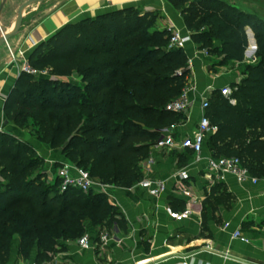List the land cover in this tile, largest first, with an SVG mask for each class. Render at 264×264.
I'll return each mask as SVG.
<instances>
[{"label":"trees","instance_id":"16d2710c","mask_svg":"<svg viewBox=\"0 0 264 264\" xmlns=\"http://www.w3.org/2000/svg\"><path fill=\"white\" fill-rule=\"evenodd\" d=\"M169 1L193 43L222 55L223 62H239L244 75L231 84L234 104L219 90L210 98L213 156L237 157L251 175L263 177L264 20L223 0ZM134 11L124 7L61 27L27 55L33 68L55 78L20 73L4 106L8 121L30 123L38 140L60 147L72 164L117 187L142 179L139 161L162 129L180 121L166 105L186 87L190 72L183 49H168L169 37L149 30L158 15ZM246 27L256 42L255 65L243 62ZM250 42L252 49V37ZM73 73L80 83L62 80ZM43 164L32 147L0 133V239L15 231L23 239L59 231L77 236L83 219L110 220L104 195L59 193L42 179Z\"/></svg>","mask_w":264,"mask_h":264},{"label":"crops","instance_id":"0c3cea01","mask_svg":"<svg viewBox=\"0 0 264 264\" xmlns=\"http://www.w3.org/2000/svg\"><path fill=\"white\" fill-rule=\"evenodd\" d=\"M26 1L0 0V30L5 33L11 30ZM223 1L254 13L231 0ZM121 5L143 6L144 12L158 10V22L163 28L189 32L180 11L163 0H56L44 18L21 30L20 35H16L18 31L0 46V133L13 136L37 152L44 160L41 168L44 180L49 179L54 164L68 160L62 152L50 153L48 144L32 136L36 135L33 127L28 130L27 125L18 127L6 119L5 102L19 76L18 67L7 58V49L21 47L29 55L64 25L120 9ZM245 31L252 33L248 27ZM253 42L256 44L254 35ZM220 45L219 39L214 40L215 47ZM204 49L207 48H201L192 41L183 49L190 71L186 88H191L192 104L187 119L176 123L175 138L190 136L195 130L200 117V103L196 110L195 102L198 98L201 101L208 89L217 91L224 85L238 84L244 76L232 67L239 62H223L222 55L211 52L205 56ZM253 51L255 55L252 58L244 53L245 64L258 62L256 49ZM193 117H196L194 121ZM213 132L207 133L197 161L188 149L175 147L157 151L153 144L149 146L148 155L138 164L142 178L166 182V190L160 196H151L135 187V183L117 187L103 184L94 177L96 186L89 192L105 196L111 209L110 220L83 219V231L71 237L59 231L53 236L41 233L23 239L15 231L10 239H0V264H28L31 261L40 264H264V180L239 182L231 174L220 179L210 174L207 162L213 157L209 144ZM150 155L154 157V163L144 173L146 159ZM184 167L189 169V184L201 206L190 218L175 221L167 216L164 206L170 205L176 210L183 207L182 197L173 191L172 174ZM236 230L244 240L233 237ZM103 234H108L110 240L104 243L100 239ZM83 235H88L91 241V248L86 250L78 245Z\"/></svg>","mask_w":264,"mask_h":264},{"label":"built area","instance_id":"2783aa9c","mask_svg":"<svg viewBox=\"0 0 264 264\" xmlns=\"http://www.w3.org/2000/svg\"><path fill=\"white\" fill-rule=\"evenodd\" d=\"M191 41L190 33H182L178 29L172 28L168 38V49H184L186 44ZM10 61L18 67L19 74L26 73L33 77H48L50 76L49 70L45 69L42 71L33 68L27 59V51L19 49L15 53L9 48ZM203 54L208 55V50L204 49ZM20 61V65H18ZM191 88H184L182 93L176 98L171 100L166 105V110L174 112L176 114L183 113L188 110L192 104L190 99ZM215 90L208 89L207 92L202 95L199 104L200 117L197 122L195 130L190 136H184L175 138L174 130L177 124H171L164 128L160 132V137L153 143V148L157 151H162L170 148H182L188 149L194 160L197 161L200 158V154L203 149L205 137L207 133L215 130V126H212L209 117L206 114L207 109L210 105V98ZM219 92L222 96L229 99L231 104L236 101L231 98L233 87L231 84L224 85L219 88ZM154 163V157L148 156L146 159V166L143 169L144 173L148 172ZM54 169L48 180L58 181V192L65 193L68 191H76L87 193L96 186V181L89 172L81 167L72 164L70 161H62L54 164ZM207 171L213 174L217 179H220L225 174L233 175L237 181L245 182L250 181L256 183L263 179V177H256L251 175L248 170L242 165L241 161L237 157H225V156H213L208 159ZM173 178V191L179 194L183 199V207L181 209H174L170 205L164 206V211L169 218L175 221H183L191 217L194 211H199L201 203L196 198L191 190L190 186V174L188 167L178 169L172 174ZM135 187L147 191L151 196L158 197L166 190V182L160 179H151L143 177L141 180L135 183ZM228 224H225L227 227ZM233 237H240L238 230L234 231ZM242 240L244 238L240 237ZM100 239L105 243L110 240L108 234L101 235ZM78 245L81 249L86 250L91 248V241L88 235H83L78 240ZM28 264H40L36 261H31Z\"/></svg>","mask_w":264,"mask_h":264},{"label":"rangeland","instance_id":"374dc122","mask_svg":"<svg viewBox=\"0 0 264 264\" xmlns=\"http://www.w3.org/2000/svg\"><path fill=\"white\" fill-rule=\"evenodd\" d=\"M163 1L171 3L169 0H163ZM231 1L236 3L242 9H246V10L248 9L250 11H253L254 14H256L257 16H259L260 18H262L264 20V0H231ZM55 3H56V0H45L44 2H42V3L38 4V5L29 6L26 9V11H25L26 14H25L24 20L22 22V27H21V29L19 30V32L16 35H20V31L21 30H23V29H25L27 27L35 25L39 20L44 18V16H46V14L49 12L50 8H52L53 4H55ZM121 7L124 8V7H127V6L126 5H121ZM34 8H35V10H33ZM134 8H135V11H134L135 13H143L144 12L143 6H134ZM151 11L153 12V14L159 15L158 10H151ZM100 13H102V12H100ZM158 19H159L158 16H157L156 19H153V25H152V27L149 30L153 31L154 29H156V30L160 29L161 31H163L166 34V36L169 37L171 30L170 29L167 30L165 27L163 28L161 26L160 22H158ZM250 33L251 32H246L247 43H248L246 50L249 51L248 56H247L248 58H252L255 55V53L253 51V48L251 49V42H250L251 41V36H250ZM10 49L15 53L16 51L21 49V47H18L16 49H14V48H10ZM7 58L10 60L9 48L7 49ZM18 63H19L18 65H20V61H18ZM232 67L234 69H236V70H240L241 65L237 64V63H234V64H232ZM45 78L53 79L55 77L50 75V76L45 77ZM34 79L39 80L41 78L34 77ZM62 80L66 81V82H69L71 84L80 83L79 78H78L76 73H73L70 76L63 78ZM51 87L52 86H50V85L49 86H45L43 88V90L46 91V93H47V92L50 91L49 89H52ZM182 91H181V93H182ZM174 99H176V98H174ZM199 103H200V99L198 98L197 101L195 102L196 110H197V107H198ZM190 111H191V108L189 107L187 111H185L183 113H180L179 114L180 115V120L181 121H185L187 119V116H189ZM195 118L193 117L191 119L194 121ZM26 125L28 126V130H30V127H32V125L30 123H27ZM32 136L36 137V135H34V134ZM49 150H50V153H53V152L54 153H60L61 152V148L60 147L53 148V147L49 146ZM45 184H47V185L54 184L55 187H57L58 186V181L54 182L52 180L46 179L45 180Z\"/></svg>","mask_w":264,"mask_h":264},{"label":"water","instance_id":"95a60500","mask_svg":"<svg viewBox=\"0 0 264 264\" xmlns=\"http://www.w3.org/2000/svg\"><path fill=\"white\" fill-rule=\"evenodd\" d=\"M44 0H27L20 8L19 13L17 15L15 24L13 26V29L7 33L3 32L2 30H0V46L5 44L13 35H15L21 28L22 26V22L25 16V11L26 9L33 5V4H38L43 2ZM248 30L250 31V28H248ZM250 36L253 39V35L252 33H250ZM253 48L254 50L256 49V44L253 43ZM245 53H249L248 50L245 51Z\"/></svg>","mask_w":264,"mask_h":264},{"label":"bare ground","instance_id":"6f19581e","mask_svg":"<svg viewBox=\"0 0 264 264\" xmlns=\"http://www.w3.org/2000/svg\"><path fill=\"white\" fill-rule=\"evenodd\" d=\"M12 29H13V27L11 28V30H12ZM11 30H10V31H11Z\"/></svg>","mask_w":264,"mask_h":264}]
</instances>
